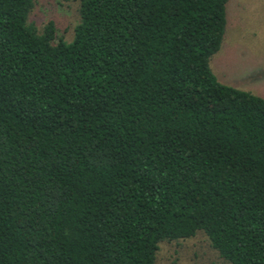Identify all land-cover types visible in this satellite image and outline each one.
Wrapping results in <instances>:
<instances>
[{
	"label": "trees",
	"instance_id": "1",
	"mask_svg": "<svg viewBox=\"0 0 264 264\" xmlns=\"http://www.w3.org/2000/svg\"><path fill=\"white\" fill-rule=\"evenodd\" d=\"M229 0H80L72 41L0 0V264H156L203 231L264 264V98L211 68Z\"/></svg>",
	"mask_w": 264,
	"mask_h": 264
},
{
	"label": "rangeland",
	"instance_id": "2",
	"mask_svg": "<svg viewBox=\"0 0 264 264\" xmlns=\"http://www.w3.org/2000/svg\"><path fill=\"white\" fill-rule=\"evenodd\" d=\"M80 0H35L28 23L42 31L54 20L58 36L73 40L80 22ZM227 31L211 59L218 80L264 98V0H229ZM156 264H228L203 232L160 244Z\"/></svg>",
	"mask_w": 264,
	"mask_h": 264
}]
</instances>
